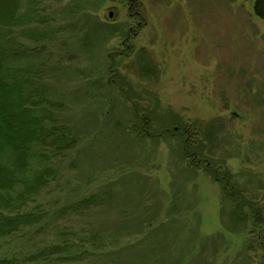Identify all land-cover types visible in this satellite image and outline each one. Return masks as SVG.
<instances>
[{"label":"rangeland","instance_id":"obj_1","mask_svg":"<svg viewBox=\"0 0 264 264\" xmlns=\"http://www.w3.org/2000/svg\"><path fill=\"white\" fill-rule=\"evenodd\" d=\"M255 1H45L68 30L49 45L41 81L77 143L22 208L49 217L0 238V260L36 254L71 230L86 256L74 258V247L70 261L49 264H263L264 228L232 222L211 173L226 172L264 213V18ZM180 128L214 168L189 161ZM103 192L100 207L54 216Z\"/></svg>","mask_w":264,"mask_h":264},{"label":"trees","instance_id":"obj_2","mask_svg":"<svg viewBox=\"0 0 264 264\" xmlns=\"http://www.w3.org/2000/svg\"><path fill=\"white\" fill-rule=\"evenodd\" d=\"M45 1L0 0V238L44 220L45 209L37 210L35 206L24 211L22 208L28 207V201L35 200V195L56 179L59 175L57 157L63 158L66 150L77 143L68 124L56 114L60 101L50 94L49 82L43 84L41 81L52 65L50 46L60 33L68 30L67 25L56 23ZM178 132L184 138L183 148L189 161L194 165L204 164L208 170L214 168L206 156L190 148V131L180 128ZM211 173L218 175L217 181L223 183L226 200L232 204V222L240 226L252 219L255 225L264 228L262 207L252 201L248 203L245 191L232 180L230 183L226 172L217 168ZM107 193H94L79 199L70 207L58 210L54 216L63 217L60 214L68 215L70 211L76 215L100 207ZM50 227L49 221L37 228V232H45ZM69 231H65L64 241L59 238L36 254L22 259H1L0 264L70 261L68 250L74 247L82 249L74 258L85 257L86 251L82 248V240H85L69 242Z\"/></svg>","mask_w":264,"mask_h":264},{"label":"water","instance_id":"obj_3","mask_svg":"<svg viewBox=\"0 0 264 264\" xmlns=\"http://www.w3.org/2000/svg\"><path fill=\"white\" fill-rule=\"evenodd\" d=\"M253 9L259 17L264 18V0H256ZM109 16L112 17L113 12H110Z\"/></svg>","mask_w":264,"mask_h":264},{"label":"bare ground","instance_id":"obj_4","mask_svg":"<svg viewBox=\"0 0 264 264\" xmlns=\"http://www.w3.org/2000/svg\"><path fill=\"white\" fill-rule=\"evenodd\" d=\"M256 15H257V14H256ZM199 19H202V18H198V20H199ZM199 21H200V20H199ZM211 28H213V27H211ZM211 28H210V30H209V34H210V35L213 34V31H216V33H219V28H218V27H215L216 29H215V28L211 29ZM211 30H212V31H211ZM210 31H211V32H210ZM220 34H222V33H219L218 35H220Z\"/></svg>","mask_w":264,"mask_h":264}]
</instances>
